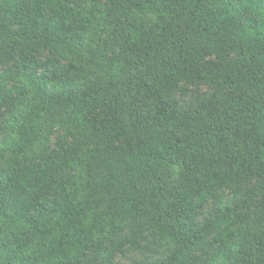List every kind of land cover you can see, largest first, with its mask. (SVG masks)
I'll use <instances>...</instances> for the list:
<instances>
[{
	"label": "trees",
	"instance_id": "obj_1",
	"mask_svg": "<svg viewBox=\"0 0 264 264\" xmlns=\"http://www.w3.org/2000/svg\"><path fill=\"white\" fill-rule=\"evenodd\" d=\"M84 1L0 0V66L18 70L11 87L0 73V264H80L91 246L85 264H187L223 227L205 264H264V0ZM29 50L61 63L36 76ZM181 83L212 96L178 108ZM226 187L239 204L197 226Z\"/></svg>",
	"mask_w": 264,
	"mask_h": 264
},
{
	"label": "rangeland",
	"instance_id": "obj_2",
	"mask_svg": "<svg viewBox=\"0 0 264 264\" xmlns=\"http://www.w3.org/2000/svg\"><path fill=\"white\" fill-rule=\"evenodd\" d=\"M77 5H86L84 0H72V3L68 5L69 9H76ZM99 6H105L104 0H100L98 3ZM69 18V17H68ZM72 29L75 28V24L70 20V25ZM29 53L32 55L33 59L38 61L39 66L33 68L34 73L38 76L41 72L46 70L48 66H51L53 63H61L56 55L52 52L45 50H29ZM29 70V66L27 67ZM6 72L9 77V86H14L16 83L17 77V65L14 63L3 64L0 66V73ZM213 89L200 85V84H179L175 90L170 95V100L178 108H194L197 107L201 102L210 98L212 96ZM151 101L145 102V108L148 109ZM60 138H63V133L61 131H56L52 136L49 143V151H53L57 148V142ZM68 141V140H67ZM1 162V158H0ZM70 171L68 169H63L58 177L59 181L56 182L55 190L53 192H63L66 188L69 187L68 179L70 176ZM64 187V188H63ZM241 190L236 191L235 188H221L214 192L213 198H210L206 203L195 208L194 211V220L197 223V226L204 225L207 221V214L212 208V206L219 202H224L226 205L227 211L235 208L239 204V195H241ZM257 206L256 203L252 204L251 209H247L248 215H251V210ZM245 211V210H244ZM233 230L232 227H223L220 231H209L207 235H204L203 239L197 246V249L194 252V260L192 263L187 264H205V261L217 246V243L226 239V237ZM93 247H89L88 251L83 256V260L80 264H85L86 261L93 255ZM153 253H139L136 251H130L125 255H117L113 264H131L133 261L140 260L144 256H151ZM155 258V256H152Z\"/></svg>",
	"mask_w": 264,
	"mask_h": 264
}]
</instances>
